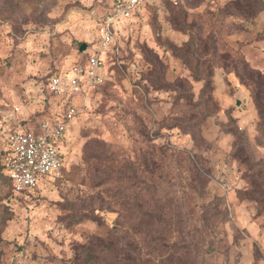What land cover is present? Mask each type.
I'll return each instance as SVG.
<instances>
[{
    "label": "rangeland",
    "instance_id": "obj_1",
    "mask_svg": "<svg viewBox=\"0 0 264 264\" xmlns=\"http://www.w3.org/2000/svg\"><path fill=\"white\" fill-rule=\"evenodd\" d=\"M113 2L0 0V147L78 108L58 178L16 193L0 174V264H81L87 249L99 264L97 239L117 264H264V0H145L115 22L101 84L51 93L98 51ZM156 230L161 257L144 247Z\"/></svg>",
    "mask_w": 264,
    "mask_h": 264
},
{
    "label": "built area",
    "instance_id": "obj_2",
    "mask_svg": "<svg viewBox=\"0 0 264 264\" xmlns=\"http://www.w3.org/2000/svg\"><path fill=\"white\" fill-rule=\"evenodd\" d=\"M145 0H114L99 27L100 46L84 62L72 66L68 73L54 74L48 89L57 96L79 95L103 82L104 51L110 45L115 22L131 17ZM78 113L75 104L52 116H44L31 125L8 132L0 147L2 173L13 192L25 193L35 189L46 178L61 175L64 164L62 146Z\"/></svg>",
    "mask_w": 264,
    "mask_h": 264
},
{
    "label": "trees",
    "instance_id": "obj_3",
    "mask_svg": "<svg viewBox=\"0 0 264 264\" xmlns=\"http://www.w3.org/2000/svg\"><path fill=\"white\" fill-rule=\"evenodd\" d=\"M62 74H64V73H62ZM209 85H211V82L208 80L206 82V84H205V87H208ZM254 101H255L256 107H257V109L259 111V125L258 126L260 128H262V130L264 131V102H258L257 100H254ZM234 136L239 141L246 140V139H244V136L242 135V133L239 132V131H235L234 132ZM242 143L239 144L238 147H236V148L237 149H240V148L242 149L243 148V144H244V143L243 144ZM0 174L6 180V182L8 183L11 191L13 192L9 180L2 173L1 165H0ZM144 216L147 217V218H149V217L154 218V220L157 218V221L160 220V222L163 220V219L161 220L160 218L155 217V216H153L152 214H149V213H142L141 217L144 218ZM137 233L138 234H143V232L140 231V230H138ZM144 236H146V237L150 236V240L146 241L145 238L143 240L144 241V247H146L147 251L150 252V253H157V254H154V256L161 257L160 252H161L162 248L165 246L163 244L162 236L157 234V230L153 231L152 233H150L149 231H146ZM93 247L96 248L98 251H101L103 257L104 256H108L107 253H109V254L111 253V255L113 256V253L117 249V246L115 244H113V242L111 244H106V242L102 241L101 239H97V241L94 242ZM93 251L94 250H91V249H87V250L84 251L83 262H81V264H97L96 261H95L96 260V257H95L96 254ZM119 251H118V254H121L122 252H119ZM112 256L109 259L106 258V257H104V259L100 258L101 263H99V264H117L116 259L114 257H112ZM97 257L99 258V255ZM159 259H160L159 260L160 264H167L165 261H163V259H161V258H159Z\"/></svg>",
    "mask_w": 264,
    "mask_h": 264
},
{
    "label": "water",
    "instance_id": "obj_4",
    "mask_svg": "<svg viewBox=\"0 0 264 264\" xmlns=\"http://www.w3.org/2000/svg\"><path fill=\"white\" fill-rule=\"evenodd\" d=\"M85 48H86V44H85V43H82V44L80 45L79 51L82 52ZM238 103H239V102L237 101V104H238Z\"/></svg>",
    "mask_w": 264,
    "mask_h": 264
}]
</instances>
